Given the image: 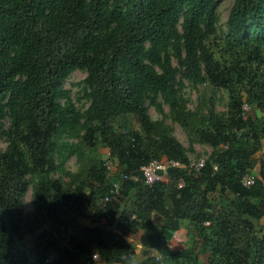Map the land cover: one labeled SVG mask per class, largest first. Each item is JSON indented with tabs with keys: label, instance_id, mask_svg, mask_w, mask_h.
Segmentation results:
<instances>
[{
	"label": "trees",
	"instance_id": "16d2710c",
	"mask_svg": "<svg viewBox=\"0 0 264 264\" xmlns=\"http://www.w3.org/2000/svg\"><path fill=\"white\" fill-rule=\"evenodd\" d=\"M219 1L0 0V209L11 227L0 219V264H129L136 234L160 251L137 264H200L201 254L264 264V0H233L225 31ZM75 71L86 73L85 109L63 88ZM186 84L226 93L225 112L212 98L188 109ZM167 117L212 149L200 171L188 170ZM71 156L76 174L64 170ZM156 159L181 166L148 185L140 169ZM182 222L188 245L170 249Z\"/></svg>",
	"mask_w": 264,
	"mask_h": 264
},
{
	"label": "rangeland",
	"instance_id": "374dc122",
	"mask_svg": "<svg viewBox=\"0 0 264 264\" xmlns=\"http://www.w3.org/2000/svg\"><path fill=\"white\" fill-rule=\"evenodd\" d=\"M233 0H220L218 4V24L217 28L218 31H225V23L230 11V8L232 6ZM174 64H176L175 61H173ZM86 73L83 71H75L73 72L63 83V88L67 91H69V98L74 102L75 106L80 109H85L88 104L83 99L80 98L81 96V81L85 78ZM183 96L187 100L186 106L190 110H195L197 107H202L203 109H206L209 107V99H213L214 101V111L217 113L225 112L226 105L228 101V96L223 91H212L207 86H199L197 89H193L189 85H185V88L183 89ZM164 114H168V107L166 105L162 106ZM248 109V108H247ZM148 114L150 115L152 120H161L162 115L156 110L155 107H149ZM165 123L171 127L173 136L182 144V146L186 149H188L187 156L190 160V162H196L199 159H203L204 161L207 160L209 155L212 153V149L207 145H201L197 143H192L191 139L188 137L186 132L177 124L174 123L170 118H165ZM134 128L137 129V125L134 124ZM75 143V141H73ZM263 144V152H264V140L262 141ZM7 145V142L5 138H0V150L5 149ZM95 153L99 154L101 159L104 161L108 160V151L107 149L100 148ZM64 170L66 172L71 173H77L81 170V166L78 164L76 157L71 156L69 157L64 164ZM56 174L55 176H57ZM64 181H67L66 178H64ZM24 210L27 214L33 213V203H32V187L30 186L27 190V193L24 196ZM262 223H264V218L261 220ZM159 224V221L157 222ZM188 228L189 225L187 222L180 223V227L177 230V232L174 234L171 243L169 244L170 249L174 250H182L185 249L188 245ZM130 237V236H129ZM128 238V237H127ZM126 238V239H127ZM184 239L185 243L182 246H175V239ZM131 243L135 247V251L137 253L136 260L140 261L144 257L140 255V245H139V234L131 235ZM128 240V239H127ZM34 242V238L27 237L24 241L25 247H30L32 243ZM151 254V251H149L148 255ZM200 264H204L206 262V256L205 254H201L199 256ZM100 264V263H98Z\"/></svg>",
	"mask_w": 264,
	"mask_h": 264
},
{
	"label": "built area",
	"instance_id": "2783aa9c",
	"mask_svg": "<svg viewBox=\"0 0 264 264\" xmlns=\"http://www.w3.org/2000/svg\"><path fill=\"white\" fill-rule=\"evenodd\" d=\"M243 110H245V111L247 110V107L245 105L243 106ZM204 164H205V161L203 159H199L195 163L190 162L188 170L198 172L204 167ZM180 166H181L180 163L178 161H175V160H171V159H159V160H157L156 159V160L150 161L148 164L141 167L140 170H141V173H142V176H143L145 183L148 185H152L154 183L166 181L168 178L169 170L174 169V168H180ZM105 167L108 171H110L111 162L106 161ZM213 169L216 170V167H214ZM121 178L122 179H120V180H114V181L111 180L109 182V184H110L109 195L111 197L116 196L118 194L121 182L127 180L126 175H122ZM253 184H254V179L251 176H245L242 180V185L244 187L248 188V187L252 186ZM181 186H182V184L179 185V187H181ZM110 196L104 197L103 201L107 202L109 200ZM90 259H91V262H94V263H97L99 261V258L96 254L91 255Z\"/></svg>",
	"mask_w": 264,
	"mask_h": 264
},
{
	"label": "clouds",
	"instance_id": "9594fccd",
	"mask_svg": "<svg viewBox=\"0 0 264 264\" xmlns=\"http://www.w3.org/2000/svg\"><path fill=\"white\" fill-rule=\"evenodd\" d=\"M130 238H131V236L127 238L129 243H130V246H131L130 251L126 252L127 259L129 261V264H137V260H136V254L137 253H136L135 250H133V245L131 243V239ZM174 239H175V246H182L185 243L184 239H179V238H174ZM170 243H171V241L169 240L168 241V245ZM143 245H144V242L141 239V241H140V255L142 257H148L149 251L160 253V251L158 249H155V248H152V247H149V246H147V249H145L143 247ZM148 259H154V258L148 257ZM162 261H163V257H161V260H160L159 264H162ZM146 264H147V262H146Z\"/></svg>",
	"mask_w": 264,
	"mask_h": 264
},
{
	"label": "water",
	"instance_id": "95a60500",
	"mask_svg": "<svg viewBox=\"0 0 264 264\" xmlns=\"http://www.w3.org/2000/svg\"><path fill=\"white\" fill-rule=\"evenodd\" d=\"M0 219L4 223L5 230L8 232L10 231L11 227L10 224L8 223V216L5 210L0 209Z\"/></svg>",
	"mask_w": 264,
	"mask_h": 264
}]
</instances>
